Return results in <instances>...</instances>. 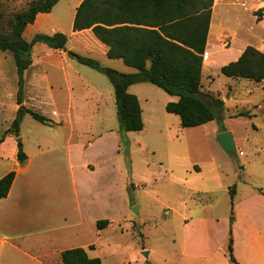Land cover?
<instances>
[{
    "label": "crops",
    "instance_id": "obj_1",
    "mask_svg": "<svg viewBox=\"0 0 264 264\" xmlns=\"http://www.w3.org/2000/svg\"><path fill=\"white\" fill-rule=\"evenodd\" d=\"M226 1L215 0L204 54L208 58L204 60L202 85L205 98L211 99L213 95L223 103L227 102L230 93L225 96L219 90H214L217 79L221 80L219 72L225 65L238 61L245 49L251 46L243 45L220 64L213 59L212 48L216 42H222L223 37V28L215 20L216 8ZM235 1L248 4L253 12L262 11L263 20L256 27L264 34V0ZM83 2L60 0L50 13H40L35 23L30 24L23 33L28 42L37 35L53 36L58 33L66 35L69 41L66 50L36 44L33 48V65L25 73L24 106L47 117L54 124L49 126L36 121L46 128L33 125L34 129L26 132L25 115L21 124V139L8 136L0 145V180L16 172L9 196L0 200V264H62L63 252L75 248H84L91 256L90 250L96 248L94 238L105 230L97 232L98 222L108 220L109 227L119 219L118 181L108 174L99 178L98 168L102 162L89 160L87 147L75 139L77 131L84 126L89 105L92 103L94 106L91 112L105 114L110 103L101 87L89 79V72L85 68L88 66L70 57L69 52L95 58L101 63L112 61L121 71L115 70L122 73L137 70L127 66L123 60L110 59V47L102 43L91 29L74 31L77 10ZM135 17L141 21L146 19L145 12ZM133 26L138 28L137 25ZM112 42L118 55L133 56L145 54L150 41L129 31L118 34V38H113ZM253 47L264 53V38L259 39ZM232 81L236 85L248 81L264 88V82L254 83L245 79ZM233 82H225L229 91H232L230 84ZM138 85L131 86L129 92L142 102L139 94L132 91ZM18 91L15 57L10 51L0 50V138L17 118L20 108ZM142 109L145 123L143 106ZM64 126L69 127L68 134L61 138L59 133H62L60 129ZM20 140L28 156L25 164H21L17 158ZM134 185L138 187V184ZM235 206V257L240 264H264V195L254 194ZM191 212L189 218L182 216L183 242L176 264H230L227 255L230 229L223 240H218V234L216 236L214 228L210 226L217 223L210 206L204 205L201 210L197 208ZM225 223L229 226V220H225ZM88 231L92 234L91 238L87 235ZM165 262H168L167 259Z\"/></svg>",
    "mask_w": 264,
    "mask_h": 264
},
{
    "label": "rangeland",
    "instance_id": "obj_2",
    "mask_svg": "<svg viewBox=\"0 0 264 264\" xmlns=\"http://www.w3.org/2000/svg\"><path fill=\"white\" fill-rule=\"evenodd\" d=\"M31 1L0 0V11L7 20ZM260 12L235 0H227L216 8L215 20L223 28L222 42H216L212 48L216 64L243 45L254 46L264 38L256 27L263 20ZM102 63L119 70L112 61ZM85 68L89 79L106 94L110 107L105 114L93 113L91 103L75 139L87 147L89 160L102 162L99 178L108 174L119 184V221L96 235V248L90 250V257L100 258L104 264H176L183 242L182 216L189 218L191 210H201L204 205L212 209L217 223L210 226L218 240H223L232 216L230 190L235 189L234 217L237 203L258 194L257 189L264 191V88L248 81L236 85L219 72L221 80L217 79L214 90L230 95L222 107L215 105V96L206 98L217 119L201 127L183 129L181 118L166 110L167 103L177 101V97L151 83H141L132 91L142 101L145 128L124 132L110 80L90 67ZM227 81L233 82L232 91ZM26 116V132L33 130V125L46 128ZM67 129L61 128L59 137L66 136ZM226 132L237 143L235 155L226 154L218 142V136ZM225 220H229V226ZM87 235L92 236L90 231Z\"/></svg>",
    "mask_w": 264,
    "mask_h": 264
},
{
    "label": "trees",
    "instance_id": "obj_3",
    "mask_svg": "<svg viewBox=\"0 0 264 264\" xmlns=\"http://www.w3.org/2000/svg\"><path fill=\"white\" fill-rule=\"evenodd\" d=\"M59 1L33 0L24 10L10 15L7 20L5 14L0 11V50L10 51L15 57L20 106L15 122L0 138V145L8 136L21 139V124L27 114L44 125L54 124L52 120L24 106L25 73L33 65L32 55L36 44L42 43L55 50H66L69 38L60 33L53 36L37 35L28 42L23 33L30 24L35 23L40 13H50ZM214 4L215 0H84L78 8L74 31L91 29L102 43L110 47V59L123 60L127 66L137 70L134 73H122L104 66L95 58L69 52L70 57L80 64L106 75L110 80L115 90L121 131L140 132L145 128L141 102L136 95L129 92L131 86L141 83H151L167 94L179 98L177 102L168 103L166 110L181 118L183 129L201 127L217 119L214 108L206 101L202 92L203 56L206 52ZM142 12H145V21L135 17ZM261 13L262 11L260 15ZM133 25L138 28H133L136 27ZM129 31L149 39L145 54H117L112 39H117L118 34ZM221 73L232 79L263 83L264 53L248 46L238 61L222 67ZM214 102L217 107L224 104L220 99ZM17 158L21 164L28 160L22 140L18 143ZM15 178L16 172H11L0 180V200L9 196ZM257 190L264 195L262 189ZM230 194L233 207L227 255L230 264H240L234 253L235 189H231ZM109 224L108 220H102L97 226L99 230H103ZM62 264L104 263L100 258H91L86 249L75 248L63 252Z\"/></svg>",
    "mask_w": 264,
    "mask_h": 264
},
{
    "label": "water",
    "instance_id": "obj_4",
    "mask_svg": "<svg viewBox=\"0 0 264 264\" xmlns=\"http://www.w3.org/2000/svg\"><path fill=\"white\" fill-rule=\"evenodd\" d=\"M218 142L226 154L228 155L237 154V146L235 143L234 136L231 133L226 132V133L220 134L218 136ZM145 255L148 256L149 253L146 252Z\"/></svg>",
    "mask_w": 264,
    "mask_h": 264
},
{
    "label": "built area",
    "instance_id": "obj_5",
    "mask_svg": "<svg viewBox=\"0 0 264 264\" xmlns=\"http://www.w3.org/2000/svg\"><path fill=\"white\" fill-rule=\"evenodd\" d=\"M208 58V55H204L203 59L206 60ZM242 154V153H241Z\"/></svg>",
    "mask_w": 264,
    "mask_h": 264
}]
</instances>
